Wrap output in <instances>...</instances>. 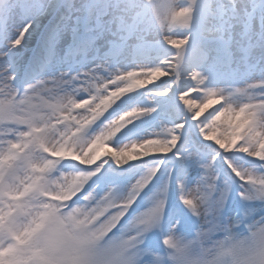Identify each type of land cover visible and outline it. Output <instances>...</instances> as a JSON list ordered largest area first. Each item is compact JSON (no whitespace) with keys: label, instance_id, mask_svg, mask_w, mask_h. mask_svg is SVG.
<instances>
[{"label":"snow or ice","instance_id":"6c2138e0","mask_svg":"<svg viewBox=\"0 0 264 264\" xmlns=\"http://www.w3.org/2000/svg\"><path fill=\"white\" fill-rule=\"evenodd\" d=\"M0 264H264V0H0Z\"/></svg>","mask_w":264,"mask_h":264},{"label":"rangeland","instance_id":"374dc122","mask_svg":"<svg viewBox=\"0 0 264 264\" xmlns=\"http://www.w3.org/2000/svg\"><path fill=\"white\" fill-rule=\"evenodd\" d=\"M77 2H79V0H77ZM174 39H179L180 37H173ZM149 42H151V41H149ZM65 41L64 40H59V41H57V43H56V45H55V50H54V54H56V52H57V50H58V52H59V50H62L63 48H65L66 47V45H67V43H65ZM137 43H138V41L137 42H133V44H132V46L131 45H129L128 46V48H126V49H122L121 50V52H120V54H122V56L120 57V59H126L128 62H132V61H135L137 64H139V63H141V62H143V63H148L149 61H147L146 59L147 58H149V57H151L152 58V56H151V54H150V52H152V50L150 49V48H144V52L146 53V55L149 53L150 55L148 56V57H146L145 58V60H146V62H145V60L144 59H141V58H136V59H132L131 57H132V50H133V47H135V46H137ZM117 46H115V45H113L111 48H109V49H106L105 50V52H104V54L105 55H107V56H112V53H113V49L114 48H116ZM149 51V52H148ZM61 52V51H60ZM58 53L57 55H58V59H57V61H59V60H61V59H64V58H62L61 57V55H62V53ZM56 55V56H57ZM89 55L91 56L92 55V53L91 52H89ZM145 55V56H146ZM150 58V59H151ZM53 59L55 60V57H53ZM56 61V62H57ZM56 62L54 61L53 62V64L50 66V68H52L53 70L55 69V70H64L65 69V65H57L56 64ZM173 62H174V53H173ZM53 70H49V71H53ZM166 77H161V79H165ZM247 77H245V78H243V79H236V80H233V81H231L232 83H238V84H243L244 83V79H246ZM159 82V81H158ZM228 81H223L222 83H227ZM135 95V94H134ZM125 99H127V98H125ZM189 99H194V94H192V93H189ZM218 105H212L211 107H209L208 109H206L205 110V112L204 113H202V116L203 115H207V113L209 112V111H212V109L214 108V107H217ZM150 121V118H144V120L143 121H137L136 122V124H137V126L139 127V128H141V129H143L144 127H145V124L146 123H148ZM129 127H131V125L129 126ZM125 131H127V130H125ZM103 145H99V146H97V150L99 151V150H102L103 149ZM134 182V181H133ZM195 185H193V189H195ZM149 188H153V185L151 186V187H149ZM172 190H173V192H172V197L174 198V201H175V205H177V206H179V201H178V199H177V192H176V187H175V184H173L172 185ZM145 192H147L149 195H151V192H149V189H146V191ZM233 196H235V192H234V195ZM140 211H144V210H146L148 207H150L151 205H150V203H148L147 201H145V202H141L140 204ZM194 220V218H192V217H190L189 216V218H188V224H189V226L192 224V221ZM257 220H259V217H257ZM196 231L197 230H193V233H192V235L191 236H188V237H186V239H185V242L187 243V242H190V241H196V240H199L200 239V237H198L197 235H196ZM182 234H186V233H183L182 232ZM236 235H238L239 236V238L240 239H244L247 235H248V233H247V231H245V233L244 234H236ZM217 239H223V237H217Z\"/></svg>","mask_w":264,"mask_h":264},{"label":"bare ground","instance_id":"6f19581e","mask_svg":"<svg viewBox=\"0 0 264 264\" xmlns=\"http://www.w3.org/2000/svg\"><path fill=\"white\" fill-rule=\"evenodd\" d=\"M70 39H71V38L69 37V41H70ZM65 43H66V42H65ZM65 43H64V44H65ZM30 47L34 48L36 54L44 55V54L41 52V49L36 47L35 43H33L32 45H30ZM67 47H68V45H66V48H67ZM66 48H65V50H66ZM65 50H64V51H65ZM64 51H63V52H64ZM58 53H59V52H56V54L53 53V55L56 56ZM57 59H58V58H56V60H57ZM154 83H158V80H157V81H154Z\"/></svg>","mask_w":264,"mask_h":264}]
</instances>
